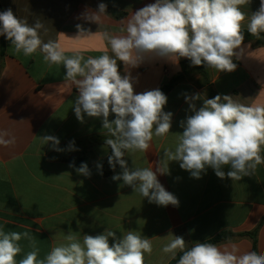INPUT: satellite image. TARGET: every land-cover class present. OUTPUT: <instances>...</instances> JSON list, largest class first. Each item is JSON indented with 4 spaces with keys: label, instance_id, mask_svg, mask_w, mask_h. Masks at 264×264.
Instances as JSON below:
<instances>
[{
    "label": "crops",
    "instance_id": "obj_1",
    "mask_svg": "<svg viewBox=\"0 0 264 264\" xmlns=\"http://www.w3.org/2000/svg\"><path fill=\"white\" fill-rule=\"evenodd\" d=\"M154 2L0 0V5L3 11L11 8L29 24L39 20L46 29L39 33L42 41L54 40L66 55L79 51L87 58L105 52L112 55L102 34L105 31L121 34L122 21ZM99 3L107 4V14L99 24L81 18L86 10H97ZM259 7L260 0H250L243 10L250 16ZM77 24L93 35L75 39ZM246 25L247 20L244 27L247 31ZM241 48L244 51L240 58L233 59L237 67L230 73L204 65L192 66L187 58H180L177 63L153 59L128 69L134 78V93L161 89L180 77L165 94L168 103L164 111L173 113L170 133L163 138L154 136L144 152H126L124 159L129 168L147 167L155 171L164 150L175 146L176 134L183 131L180 121L191 114L185 95L199 93L209 99L218 94L230 95L243 104H264V45L244 40ZM118 67L124 75L123 62L118 61ZM65 75L63 65L45 63L39 50L31 56L17 54L5 38L1 56L0 36V131L10 133L5 139L14 137V143L0 144V227L5 231L29 232L39 248L38 259L63 242L69 230L79 233L81 238L84 234H100L106 228L115 231L117 237L134 230L152 238L153 251L145 255V264H170L174 259L161 251L168 242L164 237L169 234L182 236L187 248L231 231L237 236L218 245L236 244L241 251L254 250L252 238L241 234L252 232L263 221L256 251L264 252V164L252 176L241 180L218 178L211 168L196 179L172 161L168 166L170 174H158V180L178 198L179 205L163 207L149 203L122 180L111 179L122 170L119 165L115 171L111 169L107 160L110 148L98 140L109 138L102 118L86 114L83 122L76 118L74 102L78 89L65 82ZM202 103L196 101L197 108ZM114 118L115 114H110L109 120ZM45 135L56 136L59 147L65 151H54L50 143L43 145L39 137ZM71 141L78 151L67 150ZM72 158H85L91 176L78 174L77 163L70 168ZM97 164L102 165V174ZM229 170L224 168L225 172ZM109 242L113 243L111 238ZM19 243L22 252L17 260L32 250L28 240Z\"/></svg>",
    "mask_w": 264,
    "mask_h": 264
},
{
    "label": "clouds",
    "instance_id": "obj_2",
    "mask_svg": "<svg viewBox=\"0 0 264 264\" xmlns=\"http://www.w3.org/2000/svg\"><path fill=\"white\" fill-rule=\"evenodd\" d=\"M249 3L250 0H155L122 21L121 34L108 31L102 34L112 55L105 52L85 58L79 51L66 55L58 42L41 40L39 33L44 25L39 20L29 24L11 8L0 11V36L10 41L17 54L31 56L39 50L45 63L63 65L65 82L78 89L74 102L76 118L81 122L84 114L102 118L109 137L104 141L110 148L108 164L113 171L117 165L122 170L112 176L113 181L122 180L149 203L178 206V198L158 180V174H170L168 166L172 161L196 179L211 168L218 178L241 180L252 176L264 164V104H243L230 95L218 94L210 99L199 93L185 95L191 114L180 121L183 131L176 134L175 146L164 150L155 171L147 167L129 168L125 153L144 152L154 136H167L173 113L164 111L168 97L159 88L134 93V78L128 69L153 59L177 63L180 58H187L192 66L234 71L237 65L233 59H239L244 51L241 45L245 21L247 32L256 39L264 33V0H260L259 9L250 16L243 10ZM106 14L107 4L99 3L97 10H86L81 18L99 24ZM76 28L75 39L93 35L81 24ZM118 61L125 66L124 75L119 71ZM198 100L203 101L199 108ZM110 114H115L111 121ZM9 136L7 131H0V144L14 143V137L5 139ZM39 138L43 145L50 143L54 151H65L59 147L56 136ZM67 150L79 149L71 141ZM69 167L74 168V162ZM96 167L102 174V165ZM225 167L230 170L225 172ZM75 170L85 177L91 176L87 163H81ZM164 238L168 242L161 251L169 259H176L177 253H181L177 264H264V252L241 251L236 244L205 241L186 248L182 236L169 234ZM22 239L30 242L32 250L17 260L22 252L19 243ZM152 251V238L138 231L129 230L117 237L115 231L106 228L100 234H84L81 238L79 233L69 230L63 242L38 259L39 248L29 232L5 231L0 227V264H145V255H151Z\"/></svg>",
    "mask_w": 264,
    "mask_h": 264
},
{
    "label": "trees",
    "instance_id": "obj_3",
    "mask_svg": "<svg viewBox=\"0 0 264 264\" xmlns=\"http://www.w3.org/2000/svg\"><path fill=\"white\" fill-rule=\"evenodd\" d=\"M0 11H3L1 5H0ZM244 36H245L244 40H255L257 44L264 45V33H261V38L260 39H256L250 33H248L246 30H244ZM3 54H4V37L1 36V56ZM179 79H180V77L173 78L169 83L163 85L160 90L164 94H166L169 90H171L174 87V85L178 82ZM98 140L104 142L105 138L102 137V138H99ZM71 161L74 162V163H77L79 165H81V163H87L88 164V162H87V160L85 158H72ZM262 222L252 232L246 233V234H241V236H245L246 235V236H249V237L252 238L253 244H254V251H256L258 231H259V228H260ZM235 236H237V234H235V233H233L231 231H224V232L220 233L219 235H217L216 237H214L213 239H211V240H209L207 242L218 244L220 242L229 241V240L233 239ZM180 255L181 254H179L176 257V259H174L170 264H175L178 261Z\"/></svg>",
    "mask_w": 264,
    "mask_h": 264
}]
</instances>
